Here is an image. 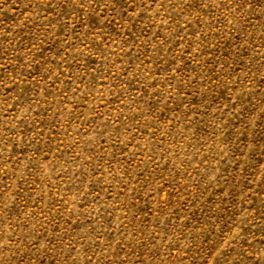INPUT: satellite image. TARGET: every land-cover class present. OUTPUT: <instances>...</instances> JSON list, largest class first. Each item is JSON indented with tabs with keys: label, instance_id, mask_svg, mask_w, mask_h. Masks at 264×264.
<instances>
[{
	"label": "rangeland",
	"instance_id": "1",
	"mask_svg": "<svg viewBox=\"0 0 264 264\" xmlns=\"http://www.w3.org/2000/svg\"><path fill=\"white\" fill-rule=\"evenodd\" d=\"M0 264H264V0H0Z\"/></svg>",
	"mask_w": 264,
	"mask_h": 264
}]
</instances>
